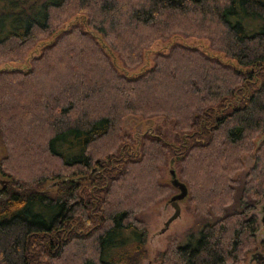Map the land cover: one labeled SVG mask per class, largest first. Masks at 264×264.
<instances>
[{
  "label": "trees",
  "instance_id": "trees-1",
  "mask_svg": "<svg viewBox=\"0 0 264 264\" xmlns=\"http://www.w3.org/2000/svg\"><path fill=\"white\" fill-rule=\"evenodd\" d=\"M128 114L164 116L172 138L123 133ZM0 142V264H143L140 213L177 191L171 167L203 218L158 264H244L261 243L264 0H0Z\"/></svg>",
  "mask_w": 264,
  "mask_h": 264
},
{
  "label": "rangeland",
  "instance_id": "rangeland-1",
  "mask_svg": "<svg viewBox=\"0 0 264 264\" xmlns=\"http://www.w3.org/2000/svg\"><path fill=\"white\" fill-rule=\"evenodd\" d=\"M207 39H199L191 37L187 39L190 44L203 45L208 47ZM44 42L39 43L30 53L31 55L39 54ZM168 43L158 40L151 47L152 51H149L147 57L153 56L154 52L158 50L166 49ZM147 66H151L153 63V58L149 62H146ZM160 128L162 131L168 133L169 138H172V127L169 120L164 119V116H143L141 114H128L123 120L122 130L125 134H131L134 138L138 137L145 131H156ZM5 154V147L0 142V158ZM245 169L239 172L238 176L242 178L245 171L252 165L253 159L249 154L244 155ZM33 168V167H32ZM25 171H28L27 169ZM166 179H170L171 175L169 169L165 171ZM4 181L3 175L0 174V184ZM52 182H49V188H51ZM176 192V191H175ZM169 198V197H168ZM168 198L162 202L149 207L147 210L140 213V216L147 221L148 225V236L146 241V247L148 250V256L143 259V264H158L155 260V254L159 249H163L170 237H177L181 244L188 242L192 237L197 235L200 225L199 222L203 218L202 214H195L194 210H188L186 207V202L181 201V215L175 218L165 231H161L164 226V222L173 213L174 208L170 203L167 204ZM239 199L236 195L235 200L228 206L229 210L234 208H239ZM256 214L259 221V229L257 231V240L261 242L258 250H262V244H264V224L262 222V217L264 215V198L255 205V208L251 211ZM256 249V250H257ZM256 252L255 250L250 251L247 255V259L244 264H256L255 259L250 261V254ZM264 264V263H263Z\"/></svg>",
  "mask_w": 264,
  "mask_h": 264
},
{
  "label": "water",
  "instance_id": "water-1",
  "mask_svg": "<svg viewBox=\"0 0 264 264\" xmlns=\"http://www.w3.org/2000/svg\"><path fill=\"white\" fill-rule=\"evenodd\" d=\"M170 182L173 184V186H175L177 188V191L174 192L167 201V204L170 203L172 205V207L174 208L173 213L168 217V219L164 222V226L161 228V231H165L170 223L177 217H179L181 215V201H183L189 194V189L187 184L181 180L178 176H177V172L175 170L174 167L170 168ZM262 220L264 222V215L262 217ZM256 255H259L261 257H264V253L261 251H257L255 252Z\"/></svg>",
  "mask_w": 264,
  "mask_h": 264
},
{
  "label": "flooded vegetation",
  "instance_id": "flooded-vegetation-1",
  "mask_svg": "<svg viewBox=\"0 0 264 264\" xmlns=\"http://www.w3.org/2000/svg\"><path fill=\"white\" fill-rule=\"evenodd\" d=\"M262 222H263V220H262ZM256 252L257 251H260V250H255ZM262 252V251H261ZM264 253V252H263ZM255 259V262H256V264H263L264 263V257H261V256H259V255H256V253L255 252H253V253H251L250 254V258H249V260L250 261H253Z\"/></svg>",
  "mask_w": 264,
  "mask_h": 264
}]
</instances>
